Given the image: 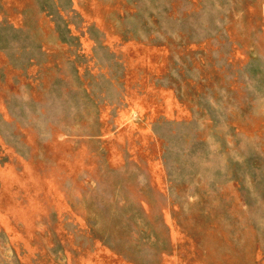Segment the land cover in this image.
Returning a JSON list of instances; mask_svg holds the SVG:
<instances>
[{
  "label": "rangeland",
  "instance_id": "obj_1",
  "mask_svg": "<svg viewBox=\"0 0 264 264\" xmlns=\"http://www.w3.org/2000/svg\"><path fill=\"white\" fill-rule=\"evenodd\" d=\"M0 264H264V0H0Z\"/></svg>",
  "mask_w": 264,
  "mask_h": 264
}]
</instances>
